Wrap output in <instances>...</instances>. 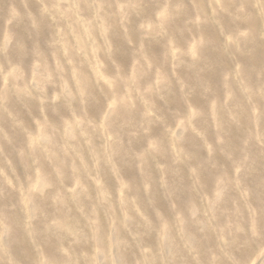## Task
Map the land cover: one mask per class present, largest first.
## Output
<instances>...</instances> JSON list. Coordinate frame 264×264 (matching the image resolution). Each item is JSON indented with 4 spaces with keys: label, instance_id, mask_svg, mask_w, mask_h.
<instances>
[{
    "label": "rangeland",
    "instance_id": "374dc122",
    "mask_svg": "<svg viewBox=\"0 0 264 264\" xmlns=\"http://www.w3.org/2000/svg\"><path fill=\"white\" fill-rule=\"evenodd\" d=\"M252 29L264 0H0V264H264Z\"/></svg>",
    "mask_w": 264,
    "mask_h": 264
},
{
    "label": "bare ground",
    "instance_id": "6f19581e",
    "mask_svg": "<svg viewBox=\"0 0 264 264\" xmlns=\"http://www.w3.org/2000/svg\"><path fill=\"white\" fill-rule=\"evenodd\" d=\"M225 5H226V7H228V3H225ZM220 20L222 21V18ZM223 22L229 28V26L227 25V22L226 21H223ZM253 24H254V22L252 20H248V25H253ZM252 30L253 31L249 34L250 43L245 44V49L248 52V60L243 62V66L241 67V73H242V76L247 80V86H249L251 88L257 87L258 89H261L263 86H260L257 83L255 85H253V83L250 80V77L253 74V71L260 70L264 67V46H262L257 41L258 33L256 31H254V29H252ZM223 68H224V70H228V68H229L228 63H226L225 66L223 65ZM205 77H206V75H205ZM251 97L254 100L256 99V96H251ZM262 101L264 102V96L262 98ZM238 116L242 117V118H244L245 116H248L247 107L240 110V112H238ZM254 155L257 156L258 152L253 151V156ZM261 219H262V216H261V218H259V221ZM249 251H250V249L247 248L245 251L239 253V257L242 256L244 253H250L251 252V251L250 252Z\"/></svg>",
    "mask_w": 264,
    "mask_h": 264
}]
</instances>
